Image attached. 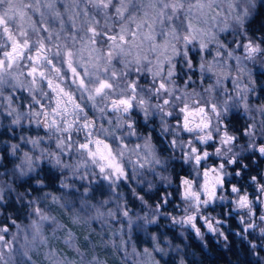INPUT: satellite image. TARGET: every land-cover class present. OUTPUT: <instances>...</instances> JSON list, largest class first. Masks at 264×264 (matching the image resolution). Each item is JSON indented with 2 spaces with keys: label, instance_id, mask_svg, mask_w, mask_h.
<instances>
[{
  "label": "clouds",
  "instance_id": "1",
  "mask_svg": "<svg viewBox=\"0 0 264 264\" xmlns=\"http://www.w3.org/2000/svg\"><path fill=\"white\" fill-rule=\"evenodd\" d=\"M264 0H0V264H264Z\"/></svg>",
  "mask_w": 264,
  "mask_h": 264
},
{
  "label": "snow or ice",
  "instance_id": "2",
  "mask_svg": "<svg viewBox=\"0 0 264 264\" xmlns=\"http://www.w3.org/2000/svg\"><path fill=\"white\" fill-rule=\"evenodd\" d=\"M261 151H264V149H261Z\"/></svg>",
  "mask_w": 264,
  "mask_h": 264
}]
</instances>
